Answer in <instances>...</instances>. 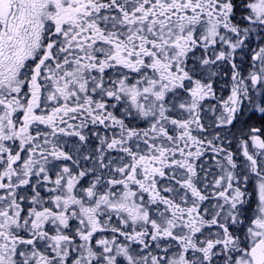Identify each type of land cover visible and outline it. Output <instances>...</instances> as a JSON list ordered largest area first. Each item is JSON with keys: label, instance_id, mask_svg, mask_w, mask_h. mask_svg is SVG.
Returning a JSON list of instances; mask_svg holds the SVG:
<instances>
[{"label": "snow or ice", "instance_id": "1", "mask_svg": "<svg viewBox=\"0 0 264 264\" xmlns=\"http://www.w3.org/2000/svg\"><path fill=\"white\" fill-rule=\"evenodd\" d=\"M0 264H264V0H0Z\"/></svg>", "mask_w": 264, "mask_h": 264}]
</instances>
